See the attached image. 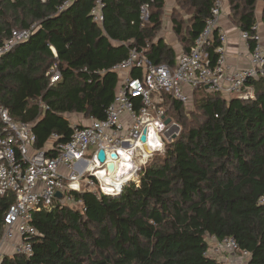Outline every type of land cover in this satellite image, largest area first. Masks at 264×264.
<instances>
[{
  "label": "trees",
  "instance_id": "1",
  "mask_svg": "<svg viewBox=\"0 0 264 264\" xmlns=\"http://www.w3.org/2000/svg\"><path fill=\"white\" fill-rule=\"evenodd\" d=\"M67 1L0 0V50L12 31H29L27 40L0 54V105L31 126L36 149L54 133L58 143L69 140L67 115L104 119L117 83L110 69L131 49L156 65L171 57L156 39L164 1L143 23L139 9L148 0H101V27L89 16L95 0L60 10ZM182 1L193 12L186 27L173 23V31L189 50L212 4ZM255 2L235 3L241 32H252ZM216 45L215 38L212 64ZM54 65L60 79L50 84ZM130 77L140 78L141 71L131 70ZM249 86L254 98L248 101L204 94L200 124L172 140L120 193L71 192L79 209L55 200L34 213L32 254L5 255L1 264H224L209 252L212 240L223 239L249 254L246 264H264V206L258 204L264 196V78ZM171 106L182 108L175 101ZM13 200L12 194L0 197V239Z\"/></svg>",
  "mask_w": 264,
  "mask_h": 264
},
{
  "label": "built area",
  "instance_id": "2",
  "mask_svg": "<svg viewBox=\"0 0 264 264\" xmlns=\"http://www.w3.org/2000/svg\"><path fill=\"white\" fill-rule=\"evenodd\" d=\"M74 1L63 3L60 10ZM157 1L148 0L140 7L141 22L148 21L151 7ZM210 1V13L201 34L174 66L153 64L136 49H131L126 58L115 64L111 72L124 75L118 81L104 119H91L87 126H74L67 142L58 143V135L54 133L49 138L51 144L47 149H36V137L31 126L14 121L0 105V197L12 194L14 198L2 217L0 264L6 253L3 247L7 244L12 245V255L29 257L32 254L30 240L38 235L32 225L33 214L49 209L55 200L62 205H74L70 193L81 192L82 185L94 187L102 194L120 193L128 181L116 177V190L106 192L94 174L97 170L106 174L105 164L97 160V152L104 150L106 161L110 160L112 152L118 159H122L123 153L129 154L133 150H139L146 157L139 141L143 130L147 131L148 145L150 134L156 133L161 126H167L164 125V111L161 108L155 110V103H162L167 98L170 103L175 101L185 106L195 93L231 96L242 101L254 98L249 83L264 78V51L260 47L258 25L252 26L251 34L241 32L239 36L249 52L248 65L230 71L225 65L226 34L220 28L223 0ZM102 8V1L95 0L89 12L92 22L99 27L103 23ZM214 33L217 45L213 48L216 60L212 64L208 53L215 42ZM28 37L29 31H12L0 54ZM133 69L141 71L140 78L130 77ZM48 74L50 84L59 81L56 65ZM91 148L94 150L89 154ZM150 148L156 151L158 147ZM89 173L93 177H88ZM56 194L61 197L57 198ZM258 204L264 206V196ZM209 252L222 263L226 259L224 254L229 253L230 264H246L249 256L245 251L238 252L233 239L213 242Z\"/></svg>",
  "mask_w": 264,
  "mask_h": 264
},
{
  "label": "rangeland",
  "instance_id": "3",
  "mask_svg": "<svg viewBox=\"0 0 264 264\" xmlns=\"http://www.w3.org/2000/svg\"><path fill=\"white\" fill-rule=\"evenodd\" d=\"M236 3H238V0L236 1ZM222 11L224 12V8ZM192 12H193V6L187 1H182V0L168 1L167 3L164 4V9L162 10V13L166 15H170V18H166L163 20V25L160 26L162 31L163 32L165 31L166 33L171 30L173 32L172 21L176 25L181 24L183 28L186 27V25L189 24V20H190L189 16ZM204 94L205 93H195L191 97V101L187 105L182 106V108L178 111L172 109L169 100H162V103H155V110L161 108V110L164 111L166 119H170L171 122L166 127L161 126V128H158L156 130V133H154L156 139L160 143V145L158 144L159 146L156 149V151H153L151 154L146 155V157H144L139 150H133L131 153H129V156H131V160H132L130 161L134 166L133 169L134 171L132 170V172L130 173L131 174L130 180H135L138 171L150 165L151 164L150 162L153 160V158L162 155L166 150V146L172 140L179 137L180 135L185 134L189 129L195 128L200 124V122L202 121V110L200 108V104L202 101L205 100L202 98L205 96ZM206 95H209V97L211 98H223L224 100H230L233 98L231 96L229 97V96L214 95V94H206ZM93 150L94 149L91 148L89 154H91ZM88 189L89 191L96 193V188L94 187L87 188L85 187V185L81 186L80 191L88 190ZM68 205L72 206L74 209H79V206H75L72 204H68ZM212 242H214V240H212ZM210 245L212 244L210 243ZM3 249L6 251L5 253L6 256H10L13 250L11 244L10 245L7 244V246H4ZM223 258H227V257H225L224 255Z\"/></svg>",
  "mask_w": 264,
  "mask_h": 264
},
{
  "label": "crops",
  "instance_id": "4",
  "mask_svg": "<svg viewBox=\"0 0 264 264\" xmlns=\"http://www.w3.org/2000/svg\"><path fill=\"white\" fill-rule=\"evenodd\" d=\"M170 0H164L163 7L160 13L161 25H163V20L166 18H170V15H166L162 13L164 9V4ZM237 0H223V8L224 12H222L220 28L226 34V53H225V65L231 71L234 69H242L248 65L249 60V52L245 48L244 43L240 39V29L238 24L239 18V10L234 9L236 6ZM236 3V4H235ZM264 7L263 0H256L254 5V18L255 24L258 25V35L260 37V47L264 51V24L262 22V11ZM191 16V14H190ZM189 16V17H190ZM174 22L172 21L173 29ZM171 25V26H172ZM157 41H163L164 45L169 49L171 57L162 64H167L169 66H174L178 60V58L185 53L188 48L181 42V38L176 36L174 31L171 30L169 32H163L161 27L156 34ZM112 45H120L119 43L111 42ZM117 75V74H116ZM124 74L117 75V83L122 78ZM115 86V88H116ZM69 120L70 126L73 128L74 126L82 127L87 126L91 123V118L84 117L80 114H70L66 116ZM51 144L50 140L46 142L43 149H47ZM127 147V145H125ZM229 256L225 259L224 264L229 263Z\"/></svg>",
  "mask_w": 264,
  "mask_h": 264
},
{
  "label": "bare ground",
  "instance_id": "5",
  "mask_svg": "<svg viewBox=\"0 0 264 264\" xmlns=\"http://www.w3.org/2000/svg\"><path fill=\"white\" fill-rule=\"evenodd\" d=\"M158 144L160 145L159 141L156 139L155 134L154 133L150 134L149 140H148V150L150 152H153L150 146L158 147L159 146ZM146 155H149V154L145 153V156ZM130 160H131V156H129V154L123 153L122 159H118V161L115 163V171L112 175L108 176L101 170H97L96 172H94V174L101 181V185L106 190V192H113L116 190V183H115L116 177H119L120 180L121 179H124L125 181L130 180V177H131L130 173L134 169V166L131 163L132 160L131 161Z\"/></svg>",
  "mask_w": 264,
  "mask_h": 264
},
{
  "label": "water",
  "instance_id": "6",
  "mask_svg": "<svg viewBox=\"0 0 264 264\" xmlns=\"http://www.w3.org/2000/svg\"><path fill=\"white\" fill-rule=\"evenodd\" d=\"M170 123V119H166L164 122V125H168ZM139 141L142 144V149L144 150V152H146L147 154H150L151 152L148 150V145H147V131L144 129L142 132V135L140 136ZM110 160L106 161V155H105V151L104 150H99L97 152V160L101 163V164H105V170H106V174L112 175L115 171V162L118 161V156L115 152L110 153L109 155ZM88 177H93L92 174H88ZM57 198H60L61 195L60 194H56Z\"/></svg>",
  "mask_w": 264,
  "mask_h": 264
}]
</instances>
